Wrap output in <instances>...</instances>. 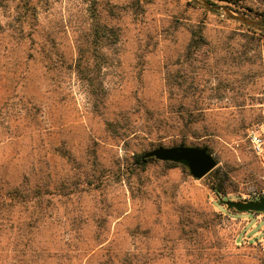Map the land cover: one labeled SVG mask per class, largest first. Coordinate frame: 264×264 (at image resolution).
<instances>
[{
  "label": "rangeland",
  "instance_id": "rangeland-1",
  "mask_svg": "<svg viewBox=\"0 0 264 264\" xmlns=\"http://www.w3.org/2000/svg\"><path fill=\"white\" fill-rule=\"evenodd\" d=\"M23 1L0 0V178L16 185L37 167L64 188L80 185L49 196L31 230L17 222L0 233V264H264L249 244L255 214L224 204L264 174V144L258 156L247 139L251 129L264 131V31L214 9L261 11L264 0H25L33 9L22 18ZM96 25L120 33L105 50L99 111L66 66ZM190 25H203L210 45L196 68L202 95L169 101L164 73L190 69L176 64ZM180 103L205 111L197 124L204 137L185 144L209 147L213 170L227 173L219 198L208 174L195 180L160 161L127 171V156L179 145L146 112ZM107 121L123 136L113 137ZM61 144L75 164L52 152ZM96 177L103 184L89 185Z\"/></svg>",
  "mask_w": 264,
  "mask_h": 264
},
{
  "label": "trees",
  "instance_id": "trees-1",
  "mask_svg": "<svg viewBox=\"0 0 264 264\" xmlns=\"http://www.w3.org/2000/svg\"><path fill=\"white\" fill-rule=\"evenodd\" d=\"M91 1L93 5H97V0ZM23 2L21 11L24 15L21 17L25 18L31 14L33 7L29 4V1L28 3L25 0ZM231 11L242 15L248 12V14L260 17L259 22H255L253 25H247L243 22L242 24L248 29L260 28L264 31V10L254 11L252 7L245 8L239 6V9H231ZM229 19L236 20L233 17H229ZM236 21L241 22L239 20ZM187 28L189 40L176 64L180 67L187 65L190 69L183 70L179 68L173 70L166 68L164 85L166 87V99L169 101L178 98L184 102L190 97L202 95V79L196 68H198L197 66L200 63H205L208 58L209 40L204 33L203 25H190ZM119 34L116 28L111 27L108 29L106 26L96 25L93 34H91L93 40L86 45H78L75 48L76 53L74 57L66 65L75 74L76 78L85 85L87 94L91 98L92 106L96 111H99L100 107L104 104L101 70L103 65L107 64L105 50L108 48V50L112 51L116 48L120 40ZM204 113L203 109H189L183 103H180V109L173 112L157 113V111L153 110H147L146 112L148 120H153L160 132L179 141L178 146H186L187 140H199L204 137L203 133L206 132L205 129L202 130L197 127V124L203 121ZM106 124L107 128L112 132L113 137L123 136L119 135L121 128H118L115 122L107 121ZM203 147L210 154V148L207 146ZM51 150L56 157L64 160L67 164H75V159L65 144L52 147ZM144 154L133 153L131 156L124 158V162L127 164L126 168H128L127 171L129 169L131 171L134 170L129 166H133L136 170L139 168L143 169L150 162H157L154 158L143 159ZM92 164H96L94 157ZM163 164L169 168L181 167L187 170L183 164L170 162H163ZM38 170L36 167L32 173L24 174L23 179L16 185L6 182L5 177L0 178V182L4 183L3 186H0V233L13 229L17 222H20L21 226H25L31 230L41 222L45 214L44 211L47 208L46 202L50 200L49 196L60 197L64 194H68L66 196H69L80 185V183L74 181L64 188L66 185L62 181H57L51 175L43 177ZM207 176L210 178V190L219 198L221 194L225 193V187L229 182L227 173L216 169L211 171ZM86 177L88 178V176ZM83 183L85 181L82 182V186H84ZM93 183H96L97 187L103 184V181L100 177H96L89 181V185ZM62 189H68L67 193H63Z\"/></svg>",
  "mask_w": 264,
  "mask_h": 264
},
{
  "label": "water",
  "instance_id": "water-1",
  "mask_svg": "<svg viewBox=\"0 0 264 264\" xmlns=\"http://www.w3.org/2000/svg\"><path fill=\"white\" fill-rule=\"evenodd\" d=\"M205 6H207L205 4ZM215 10L222 9L225 14L229 17H233L247 25L255 24L252 21L247 20L243 16L234 15L227 8L215 7ZM154 158L160 162H170L175 164H183L189 175L195 179L200 180L209 174L215 167L216 161L208 153L205 147H188V146H178V147H157L144 154L143 159ZM229 210H235L238 213H260L264 212V199L255 203H237L232 201L224 202Z\"/></svg>",
  "mask_w": 264,
  "mask_h": 264
},
{
  "label": "built area",
  "instance_id": "built-area-1",
  "mask_svg": "<svg viewBox=\"0 0 264 264\" xmlns=\"http://www.w3.org/2000/svg\"><path fill=\"white\" fill-rule=\"evenodd\" d=\"M263 136V130L260 132L256 129H251L247 132V139L249 140L255 154L258 156L262 155L263 152ZM234 196L237 200L233 202L243 204L248 202L255 203L264 199V174L252 182L242 184ZM254 214L252 230H255V234L249 244L255 254L264 256V212Z\"/></svg>",
  "mask_w": 264,
  "mask_h": 264
}]
</instances>
